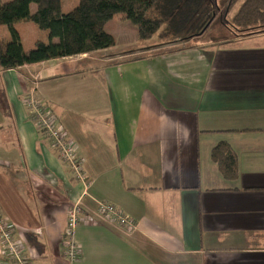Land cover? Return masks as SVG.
<instances>
[{
	"label": "crops",
	"instance_id": "1",
	"mask_svg": "<svg viewBox=\"0 0 264 264\" xmlns=\"http://www.w3.org/2000/svg\"><path fill=\"white\" fill-rule=\"evenodd\" d=\"M78 3L61 0L62 12ZM14 27L24 51L48 42L32 23ZM132 27L120 46L109 33L112 48L0 70V219L33 264H66L75 205L73 264H264V32L224 29L213 44L156 50L137 46ZM9 39L0 26V47ZM27 98L64 129L84 183L32 123ZM220 142L236 156L230 180L211 159ZM0 264H10L1 245Z\"/></svg>",
	"mask_w": 264,
	"mask_h": 264
},
{
	"label": "trees",
	"instance_id": "2",
	"mask_svg": "<svg viewBox=\"0 0 264 264\" xmlns=\"http://www.w3.org/2000/svg\"><path fill=\"white\" fill-rule=\"evenodd\" d=\"M207 0H79L63 13L61 0H0V26L9 33L8 43L0 47V70L64 59L114 47L115 39L104 30L114 16L121 15L136 30L140 41L151 39L165 25V35L179 37L192 29V19ZM230 4L234 0H229ZM35 5L34 13L30 6ZM34 24L47 32L46 44L37 42L24 51L15 25ZM236 31L257 29L264 32V0H245L233 19ZM211 159L225 179L236 175V156L225 142L211 150Z\"/></svg>",
	"mask_w": 264,
	"mask_h": 264
},
{
	"label": "built area",
	"instance_id": "3",
	"mask_svg": "<svg viewBox=\"0 0 264 264\" xmlns=\"http://www.w3.org/2000/svg\"><path fill=\"white\" fill-rule=\"evenodd\" d=\"M24 104L28 108L29 118L37 130L42 133L50 147L58 153L60 160L70 167L73 175L84 183L83 161L51 110L34 98H27L24 100ZM97 211L102 218L113 220L127 231L133 230L135 227L132 218L123 215L111 204L97 203ZM78 213V206L75 205L68 209L66 215L62 239L66 264H73L79 258V250L73 239V232L78 222ZM0 245L4 257L10 264H33L26 257L22 245L15 240L11 226L2 219H0Z\"/></svg>",
	"mask_w": 264,
	"mask_h": 264
},
{
	"label": "rangeland",
	"instance_id": "4",
	"mask_svg": "<svg viewBox=\"0 0 264 264\" xmlns=\"http://www.w3.org/2000/svg\"><path fill=\"white\" fill-rule=\"evenodd\" d=\"M10 1L11 0H2V2L6 3ZM72 1L73 0H62V3L71 6ZM244 1L245 0H234L233 3L230 4L229 0H207L198 14L191 21L193 23L192 29H194L195 32L198 31V34L191 36L189 31H187L184 34H181V36L179 37L165 35V25H163L151 39L141 41L142 44L140 43L137 46H152V48L156 50H173L184 47L187 48L193 45L202 47V43L213 44V42L217 38H219V35L225 32L224 29H230L236 34L259 31L257 29L250 31H236L234 29L233 19ZM62 7V11H64L65 6L63 5ZM120 17L122 16L117 15L116 17H114L112 21L107 23L108 25L104 29L107 33L116 34V37L119 41V46L122 45L123 40L127 36L123 33L127 31V29H125L124 31L123 28H125L126 26L131 27L128 21H125V19L121 21ZM124 21L127 25L123 23ZM202 33L205 34L202 36ZM136 44L138 43L136 42Z\"/></svg>",
	"mask_w": 264,
	"mask_h": 264
}]
</instances>
